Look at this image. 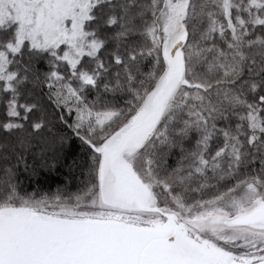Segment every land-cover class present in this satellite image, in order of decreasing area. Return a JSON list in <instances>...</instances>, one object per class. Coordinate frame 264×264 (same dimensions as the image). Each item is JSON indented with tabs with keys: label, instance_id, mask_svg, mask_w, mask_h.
Returning a JSON list of instances; mask_svg holds the SVG:
<instances>
[{
	"label": "snow or ice",
	"instance_id": "6c2138e0",
	"mask_svg": "<svg viewBox=\"0 0 264 264\" xmlns=\"http://www.w3.org/2000/svg\"><path fill=\"white\" fill-rule=\"evenodd\" d=\"M0 264H264V0H0Z\"/></svg>",
	"mask_w": 264,
	"mask_h": 264
},
{
	"label": "trees",
	"instance_id": "16d2710c",
	"mask_svg": "<svg viewBox=\"0 0 264 264\" xmlns=\"http://www.w3.org/2000/svg\"><path fill=\"white\" fill-rule=\"evenodd\" d=\"M61 181H62V176L53 174L51 176H45L44 178H42L41 184L44 186L51 184L54 187L56 183L61 182ZM27 184H28V181L25 180V186H27Z\"/></svg>",
	"mask_w": 264,
	"mask_h": 264
}]
</instances>
